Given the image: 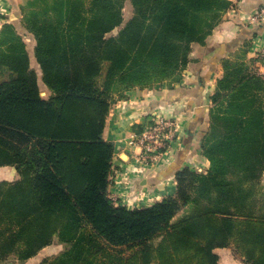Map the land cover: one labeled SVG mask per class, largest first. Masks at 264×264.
Wrapping results in <instances>:
<instances>
[{"label": "trees", "instance_id": "trees-1", "mask_svg": "<svg viewBox=\"0 0 264 264\" xmlns=\"http://www.w3.org/2000/svg\"><path fill=\"white\" fill-rule=\"evenodd\" d=\"M124 3L22 0L48 95L23 35L0 30V166L19 174L0 180V261H26L57 237L65 248L39 264H219L224 247L264 264V75L245 60H224L211 96L209 168L178 169L175 194L150 206L110 197L116 94L177 78L232 5L132 0L123 25Z\"/></svg>", "mask_w": 264, "mask_h": 264}, {"label": "crops", "instance_id": "crops-1", "mask_svg": "<svg viewBox=\"0 0 264 264\" xmlns=\"http://www.w3.org/2000/svg\"><path fill=\"white\" fill-rule=\"evenodd\" d=\"M7 1L0 0V7L5 11L0 14L2 19L8 18ZM230 1L233 8L226 10L206 43L194 46L185 80L177 86L171 85L162 95L149 88L130 89L113 103L106 118L104 138L115 146L109 194L121 205L130 208L150 206L175 194L178 169L196 165L204 171L209 168L210 160L202 152L201 140L209 127L211 95L224 73L222 62L227 58L251 62L255 50L264 47V21L261 25L250 24L251 17L264 0ZM254 67L264 75L263 63L257 62ZM157 110H164L170 117H180L174 140L176 155L162 160L157 167L143 168L136 157L140 149L133 143L134 134L145 127ZM6 166L14 173L10 180L17 179L16 168ZM126 199L131 204L137 199L144 202L143 205H128ZM46 249L47 246L21 263L15 259L12 264H39L47 255Z\"/></svg>", "mask_w": 264, "mask_h": 264}, {"label": "rangeland", "instance_id": "rangeland-1", "mask_svg": "<svg viewBox=\"0 0 264 264\" xmlns=\"http://www.w3.org/2000/svg\"><path fill=\"white\" fill-rule=\"evenodd\" d=\"M7 3H8V7L10 8L9 13L7 15L8 18H6V19L0 18V30L2 29V27H3V25L5 23H13L16 26L17 31L20 32L23 35L24 40L27 43L29 52L31 54V61H32L31 64H32L33 68L36 70V72L38 73V75H39V82H40V86H41V89H42V94L43 95H47V87H45V85L43 84V81L41 79V71H40L39 64H37V61H35L34 47H35V44H36V40H35V37L32 34V32L27 29V27H26V25L24 23V12H23V9H22V0H8ZM262 7H264V4H260V6L257 8L256 12L253 14V16L250 19V24H253V25H255L256 23L260 24V25L263 24V23H260V22H263L264 18H262L260 21H256V19H255V17L258 15V13L260 12ZM232 8L233 7L231 6V9ZM4 12L5 11L0 7V14L3 15ZM123 13H124V23H123V25H124L125 22L128 21L134 14V8H133L132 0H125L124 7H123ZM121 27L122 26L117 27L112 32V34H116ZM209 36H210V34L207 36V38H206L204 43L196 42V43L193 44L191 52H190V55H189V61H188L187 65H186V67L183 70H181V72L179 73L177 78H171V79H166L165 78L164 80L156 82V83H154L151 86H145L143 88L142 87H134V88H139V89L149 88V89H152V91L158 92V93H160V95H162L163 93H165L166 89L170 88L171 85L172 86H177L179 84V82L182 81V79L185 80V78H186L187 71H188L187 70V66H188L189 63H191V56H192V51H193L194 46H198L199 44H205L207 39L209 38ZM227 59L231 60L233 58H227ZM248 62H249V65L251 67H253L254 70L259 71L258 69H256L254 67V64H256L257 62H260V63L264 64V47L260 48L259 50L256 49L255 52H254V57H253L252 61L251 62L248 61ZM134 88H132V89H134ZM128 91L129 90H127L126 92H128ZM126 92H125V95H126ZM116 98H119L118 94H116ZM211 101H212V99H211ZM164 112H165L164 110H157L156 111V113H158V114H163ZM154 115H153V117H154ZM168 117L173 119L174 122H175L174 131L171 133V136L169 137L170 140L173 139L171 141V143H170L171 144V149L169 148V151L166 152V153H164L161 150V153H163V156L159 157V158H156L155 163L151 164L152 167H157V165H159V163L162 160L165 161L167 158L172 159L176 155V148L174 146V140L176 139L177 130H178V122L180 120V117L179 116H175V117L168 116ZM153 120L154 119L152 117H150L148 122L152 123ZM148 122L144 126H147V124H149ZM209 125H210V116H209ZM143 129H144V127H143ZM142 130H140L138 133H140ZM136 134L137 133H135L134 136H136ZM134 141H136L135 138L133 139V142ZM164 155H166V157H164ZM157 161H158V163H157ZM151 166L149 165V166H146L145 168H150ZM191 167L197 169L198 171H204V169L196 168L197 165H196V167H194V166H191ZM13 174H14L13 170L10 167H7V166L0 167V180L1 179L10 180V179H12ZM257 189L260 192L264 193V175H263V178H262L259 186H257ZM141 201L142 200H138L137 199L135 201V203L131 204L129 202V199H126L125 203L128 204V205L129 204L130 205H134V204L135 205H143L144 201L143 202H141ZM116 203L120 204L119 202H116ZM181 213H183V212H181ZM180 214H179V216H180ZM65 245L66 244L64 242H59L58 238L56 237L54 239L53 243L47 246V249H46V254L47 255H45V256H53V255H56V254L60 253L65 248ZM217 252L220 254V262H219V264H245L243 256H241L240 254L235 253L234 250L231 247L218 248ZM15 259L16 258L12 257V258H10V259H8L6 261H0V264H4V263H6V264L7 263H11L12 264V263L16 262Z\"/></svg>", "mask_w": 264, "mask_h": 264}, {"label": "built area", "instance_id": "built-area-1", "mask_svg": "<svg viewBox=\"0 0 264 264\" xmlns=\"http://www.w3.org/2000/svg\"><path fill=\"white\" fill-rule=\"evenodd\" d=\"M264 18V7L261 8L258 15L255 17L256 21H260ZM154 120L152 123L147 124L144 129L134 136L133 143L136 147H139L137 152V160L142 163V167L151 166L155 163L156 158L162 157L163 153H166L171 149L170 136L174 131L175 122L173 119L163 114L155 112ZM166 157V155H164ZM158 163V161H157ZM111 197V195H110ZM115 201V198H113Z\"/></svg>", "mask_w": 264, "mask_h": 264}]
</instances>
